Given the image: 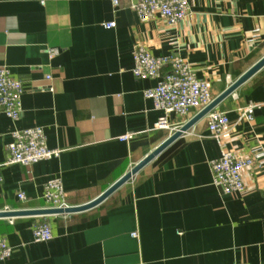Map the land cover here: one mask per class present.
<instances>
[{
    "label": "crops",
    "instance_id": "1",
    "mask_svg": "<svg viewBox=\"0 0 264 264\" xmlns=\"http://www.w3.org/2000/svg\"><path fill=\"white\" fill-rule=\"evenodd\" d=\"M135 2L0 0V66L22 87L18 119L0 113V211L44 208L42 185L55 176L66 203L83 204L169 135L154 128L161 112L142 95L155 80L130 71L136 43L183 59L212 98L264 54V0H187L173 24L158 13L139 19ZM263 83L264 66L214 107L230 123L220 143L204 115L91 208L0 216L11 247L0 264H264ZM248 102L257 104L252 120L236 121ZM196 112L167 121L179 127ZM31 126L58 156L1 165L11 130ZM221 149L252 158L240 194L211 184L208 162ZM41 221L51 238L35 242L31 228Z\"/></svg>",
    "mask_w": 264,
    "mask_h": 264
},
{
    "label": "built area",
    "instance_id": "2",
    "mask_svg": "<svg viewBox=\"0 0 264 264\" xmlns=\"http://www.w3.org/2000/svg\"><path fill=\"white\" fill-rule=\"evenodd\" d=\"M113 4L117 0H110ZM133 9L139 19L145 20L158 13L165 22L173 24L180 20L188 11L187 0H136ZM113 21H103L104 27H111ZM55 50H47L52 57ZM132 67L130 69L135 78L154 79L153 86L144 88L142 95L151 100L153 108L161 112L153 126L157 129H166L169 134L178 126L168 123L167 115L172 113L185 116L191 110L198 111L212 99L208 84L197 78L186 62L175 56H154L139 43L133 46L131 52ZM166 67L165 71H161ZM264 87V83H263ZM21 82L13 78L5 66H0V113L11 122L18 119L20 114ZM234 96L233 92L231 93ZM256 103L248 102L237 107L236 121H251ZM206 128L209 137L217 144L228 132L230 123L225 112L210 109L206 114ZM131 134L126 133L119 137L128 140ZM6 156L1 165L20 164L28 166L41 160L57 157L59 150L48 148L41 127L31 126L14 128L10 132V141L5 146ZM252 162L251 157H243L229 150L221 149L218 156L209 160L208 166L211 175V184L222 194L235 195L243 191L242 172ZM18 200L24 199L21 191L16 192ZM41 197L44 208H64L69 206L64 198L61 180L58 176L48 178L42 185ZM1 211H8L4 208ZM35 242L47 241L51 238V231L45 221L34 224L31 228ZM134 236V233H131ZM11 247L4 237L0 236V261L10 256ZM232 264H241L234 262Z\"/></svg>",
    "mask_w": 264,
    "mask_h": 264
},
{
    "label": "water",
    "instance_id": "3",
    "mask_svg": "<svg viewBox=\"0 0 264 264\" xmlns=\"http://www.w3.org/2000/svg\"><path fill=\"white\" fill-rule=\"evenodd\" d=\"M264 66V54L258 58L253 64H251L244 72H242L235 80L224 88L218 95L214 96L210 102L198 110L193 116L181 124L175 131L169 134L162 142H160L155 148L148 152L142 159L136 162L128 171L122 174L117 180L110 184L105 190L98 194L95 198L79 205L67 206L64 208H42L37 210H20V211H0V216H14L18 214H62L82 211L91 208L98 203H100L104 198H106L111 192H113L117 187L127 181L133 174H135L143 165L149 162L153 157H155L161 150H163L169 143L176 139L182 132L186 131L194 122L203 117L210 109L216 107V105L224 99L226 96L230 95L241 83L246 81L254 73H256L260 68Z\"/></svg>",
    "mask_w": 264,
    "mask_h": 264
}]
</instances>
